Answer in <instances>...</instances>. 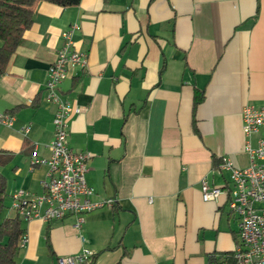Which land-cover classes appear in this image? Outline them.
<instances>
[{
    "label": "crops",
    "instance_id": "crops-1",
    "mask_svg": "<svg viewBox=\"0 0 264 264\" xmlns=\"http://www.w3.org/2000/svg\"><path fill=\"white\" fill-rule=\"evenodd\" d=\"M33 24L0 74V166L8 180L5 217L17 216L12 195L44 192L55 104L47 102L48 69L78 25L74 47L88 54L61 84L74 104L73 149L91 153L87 181L94 201L84 215L44 222L21 219L28 242L16 264H57L90 249L92 264H208L225 260L239 240L240 220L228 198L205 201L207 179L230 185L223 157L246 167L242 110L264 105V0H81L33 6ZM205 98L195 105L197 94ZM250 137L252 146L258 137ZM229 173V172H228ZM230 174V173H229Z\"/></svg>",
    "mask_w": 264,
    "mask_h": 264
},
{
    "label": "built area",
    "instance_id": "built-area-1",
    "mask_svg": "<svg viewBox=\"0 0 264 264\" xmlns=\"http://www.w3.org/2000/svg\"><path fill=\"white\" fill-rule=\"evenodd\" d=\"M76 29H79L78 25L64 33L66 42L48 69L44 98L56 106L54 137L48 145L50 155H40L38 146L30 153L34 166L45 165L49 169L48 178L43 181L44 192L29 194L21 188L12 195V207L22 220L39 218L51 222L74 214L78 216L76 226L79 227L85 214L115 203L113 198L93 200L95 190L86 180L91 153L75 150L69 142L74 104L62 95L61 84L69 77L72 68H86L89 60L86 52L74 47ZM242 120L245 135L249 138L246 143L248 166H235L228 157H223L219 171L230 173V185L225 188L215 186L204 179L201 192L207 202L217 201L225 195L232 213L240 220L239 240L234 249L236 264H264V105H246ZM0 124L12 125L13 117L0 112ZM253 135H258L255 146L250 140ZM21 238L23 246L28 242V236L24 234ZM93 256L94 252L86 249L76 255L59 256L57 264H91Z\"/></svg>",
    "mask_w": 264,
    "mask_h": 264
},
{
    "label": "trees",
    "instance_id": "trees-1",
    "mask_svg": "<svg viewBox=\"0 0 264 264\" xmlns=\"http://www.w3.org/2000/svg\"><path fill=\"white\" fill-rule=\"evenodd\" d=\"M46 1L62 7L78 5L81 0H0V74L6 71L11 56L23 41V36L33 24V6ZM205 98L204 92L197 94L195 105ZM13 160L12 153L0 151V166ZM7 177L0 172V264H16V256L25 234L18 216L5 217L7 199ZM95 254L93 256V259ZM93 263V261H92ZM91 263V264H92ZM208 264H236L234 251L225 260L209 259Z\"/></svg>",
    "mask_w": 264,
    "mask_h": 264
},
{
    "label": "rangeland",
    "instance_id": "rangeland-1",
    "mask_svg": "<svg viewBox=\"0 0 264 264\" xmlns=\"http://www.w3.org/2000/svg\"><path fill=\"white\" fill-rule=\"evenodd\" d=\"M255 136L258 137V135H255ZM256 137H255V138H256ZM224 175H226V176H230V174H229L228 172H225ZM6 210H7V209H6ZM4 215H5V213H4Z\"/></svg>",
    "mask_w": 264,
    "mask_h": 264
}]
</instances>
